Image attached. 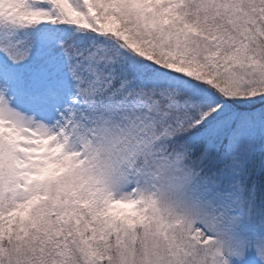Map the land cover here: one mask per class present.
<instances>
[{
  "label": "snow or ice",
  "instance_id": "1",
  "mask_svg": "<svg viewBox=\"0 0 264 264\" xmlns=\"http://www.w3.org/2000/svg\"><path fill=\"white\" fill-rule=\"evenodd\" d=\"M0 264H264V0H0Z\"/></svg>",
  "mask_w": 264,
  "mask_h": 264
}]
</instances>
